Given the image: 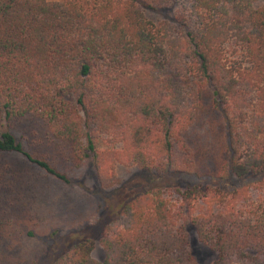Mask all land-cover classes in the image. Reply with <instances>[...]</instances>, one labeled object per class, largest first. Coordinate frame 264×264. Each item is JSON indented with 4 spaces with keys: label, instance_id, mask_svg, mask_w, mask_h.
Returning a JSON list of instances; mask_svg holds the SVG:
<instances>
[{
    "label": "trees",
    "instance_id": "obj_1",
    "mask_svg": "<svg viewBox=\"0 0 264 264\" xmlns=\"http://www.w3.org/2000/svg\"><path fill=\"white\" fill-rule=\"evenodd\" d=\"M0 157V264H198L189 225L212 264H264V0H0ZM88 164L146 182L19 258L41 178Z\"/></svg>",
    "mask_w": 264,
    "mask_h": 264
},
{
    "label": "rangeland",
    "instance_id": "obj_2",
    "mask_svg": "<svg viewBox=\"0 0 264 264\" xmlns=\"http://www.w3.org/2000/svg\"><path fill=\"white\" fill-rule=\"evenodd\" d=\"M50 1L61 2L62 0ZM201 135L198 128L195 136L199 140L196 141V144L200 143ZM17 159L20 158H5L3 162H12L18 165ZM26 169L29 170L26 167L25 171H27ZM117 177L122 184L106 191L99 189L90 164L73 178L71 185H64L50 178H41L42 184H38L35 203L32 204L33 211H31L33 216L38 214L35 217V222L38 225L34 237L25 241L22 248L23 256H19V258L27 262L42 256H51V259L65 248L70 233L84 232V225L92 227L93 235L98 233V216L99 212H102V208L115 200L123 201L127 198L128 192L137 190L141 183L146 182V175L135 168L120 167L117 170ZM163 184L185 189L192 183L168 180ZM111 207L116 208L113 205ZM187 230L190 235V250L198 264H212L216 261L218 255L199 241L195 228L189 225ZM55 231L58 234L55 238H51L50 236ZM93 257L97 261H103L105 257L98 241H96Z\"/></svg>",
    "mask_w": 264,
    "mask_h": 264
}]
</instances>
